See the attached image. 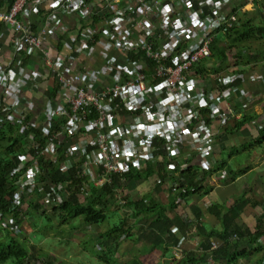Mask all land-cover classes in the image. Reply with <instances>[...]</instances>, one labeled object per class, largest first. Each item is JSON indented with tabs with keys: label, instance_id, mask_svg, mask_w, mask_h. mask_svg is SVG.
Wrapping results in <instances>:
<instances>
[{
	"label": "built area",
	"instance_id": "2783aa9c",
	"mask_svg": "<svg viewBox=\"0 0 264 264\" xmlns=\"http://www.w3.org/2000/svg\"><path fill=\"white\" fill-rule=\"evenodd\" d=\"M235 1L0 4V24L17 35L12 57L0 55V125L36 128L45 139L39 155L22 156L10 174L15 204L40 188V157L97 188L160 161L170 171L197 160L201 171L212 170L217 133L208 118L230 124L228 102L250 100L244 85L259 77L199 71L216 36L236 25ZM66 17L78 18L74 30ZM37 57L39 68L28 69ZM29 137L38 145L35 131ZM67 189V182L50 184L44 199L59 205Z\"/></svg>",
	"mask_w": 264,
	"mask_h": 264
},
{
	"label": "trees",
	"instance_id": "16d2710c",
	"mask_svg": "<svg viewBox=\"0 0 264 264\" xmlns=\"http://www.w3.org/2000/svg\"><path fill=\"white\" fill-rule=\"evenodd\" d=\"M1 2L0 0V4ZM235 11L238 14V21L234 29L225 34V39H217L212 45V58L217 59L221 65L227 61V53L235 48L237 50L247 37L264 34L261 33L264 27L259 26L254 18H247V13L238 8H235ZM218 72L217 69L216 73ZM246 123L247 121L242 119L236 127ZM33 131L37 134L38 145L30 140L29 135ZM260 134L264 138V127ZM44 142L45 139L39 129L30 128L21 132L16 124L0 125V264H55V260L49 258L41 247L35 243L27 244L21 238L24 223L29 219L28 213L23 210L24 205H27L29 213H33L36 217H46L48 223L52 221L48 210L53 207L52 212L59 217L61 224H69L76 218H82L87 224H101L110 218L108 199L113 198L125 187L123 179L141 181L156 175L160 180L155 194L140 199L125 197L123 205L131 208L129 215L116 222L107 231L98 234L99 248L93 247L102 264L117 263L118 245L124 237L134 238V242L141 246L144 254L150 253L156 247H162L165 253L174 256L175 248L181 242V236L189 235L194 228H197V236L200 237L199 249L186 251L181 259H175L173 263L240 264L242 261L263 254L258 264H264V245L261 242L264 236L262 219L258 220L255 229L238 222L246 203L244 196L236 199L231 206L227 203L209 204L207 210L217 216L221 223L220 227L206 223L203 219L205 217L203 211L196 204L191 205L195 213L194 217L171 214L178 208L179 198L188 203V199L197 190L202 189L205 194L212 190L204 182L207 177L216 173L219 167L204 172L195 161L183 171L180 169L170 171L166 168V163L160 161L157 166L150 165L148 169L137 175L135 173L115 175L112 184L97 188L91 187L87 179L78 177L74 172L64 173L60 170L59 164L40 157V188L35 193L25 192L22 205H16L14 196L19 188L10 181V174L20 164L22 156L29 154L38 156V150L44 146ZM64 182L68 184L67 198L56 206L46 202L44 194L49 190V185ZM86 188L90 189L88 194L84 193ZM164 189L169 194L168 202L162 201L158 195ZM131 218L133 221H130ZM175 227H178L180 232H177ZM237 238H248L249 243L240 244V239Z\"/></svg>",
	"mask_w": 264,
	"mask_h": 264
},
{
	"label": "crops",
	"instance_id": "0c3cea01",
	"mask_svg": "<svg viewBox=\"0 0 264 264\" xmlns=\"http://www.w3.org/2000/svg\"><path fill=\"white\" fill-rule=\"evenodd\" d=\"M1 1L2 6L11 2V0ZM125 1L123 4L126 3ZM233 8L246 12L247 18H254V21L259 26L264 27V1L236 0ZM35 21L40 22L41 18L36 16ZM65 21L69 28L74 30V26L79 20L75 17H66ZM226 33L217 35L214 42L217 39H225ZM16 37L17 35L13 29L5 24H0L1 56L7 59L12 57V46L16 41ZM38 59L39 57L28 61V69L39 68L37 65ZM217 69L218 73H216ZM199 71L208 76L213 74L227 76L237 72H244L259 77L258 80L244 85L251 94L250 100L245 101L241 97L234 95L228 102L234 110V113L231 114L232 120L230 124L223 127L219 121L208 118L212 129L217 133V141L211 158L212 169L219 167L218 171L207 177L204 182L212 190L208 194H205L202 189L197 190L188 199V203L179 198L177 200L179 206L171 214H185L189 217H194L195 213L192 211L191 205L196 204L203 211L205 215L203 219L206 223L220 227L221 223L217 216L207 210L209 204L227 203L228 206H231L236 202V199L244 196L246 203H244V211L238 218L239 224L255 229L258 225V220L262 219L264 228V138L260 134L264 127V81L260 78L264 76V34L247 37L237 50L235 48V50L227 53V61L223 65L217 59L211 57L200 65ZM224 110L226 111V108ZM242 119H245L247 123L236 127ZM225 144H230L233 149L228 150ZM223 154H227V161L222 159ZM233 163L235 167H233ZM195 164L199 165V161H195ZM150 165L157 166V164L151 163L146 169ZM134 173L137 175L140 172ZM125 181L127 179H123V183ZM164 192L168 194V191L164 189L158 195L162 201L166 202L163 197ZM174 229L180 232L178 227ZM181 237L179 246L175 248L174 256H171V253H165L162 247H156L142 258L154 256L162 264H176L173 261L181 259L186 251H197L199 249L200 237L197 236V228H194L189 235H182ZM237 239H240V244L246 245L249 243L248 238ZM261 242L264 245V236L261 238ZM262 256L263 254L256 255L254 258L242 261L240 264H258ZM142 261L145 263V260Z\"/></svg>",
	"mask_w": 264,
	"mask_h": 264
},
{
	"label": "rangeland",
	"instance_id": "374dc122",
	"mask_svg": "<svg viewBox=\"0 0 264 264\" xmlns=\"http://www.w3.org/2000/svg\"><path fill=\"white\" fill-rule=\"evenodd\" d=\"M225 145L228 150L233 149L230 144ZM222 159L227 161V154H223ZM233 167H235L234 163ZM159 180L158 176H155L148 180L125 181V188L119 190L113 198L108 199L110 218L101 224H87L82 218H76L69 224H61L59 217L52 212L53 207L48 210L52 219L48 223L46 217H36L33 213H29L28 206L24 205L23 210L28 213L29 219L24 223L21 238L27 244L35 243L41 247L49 258L55 260V264H102L94 253L93 247L99 248L97 246L99 244L98 234L107 231L116 222L129 215L131 208L123 205L125 197L132 196L135 199H140L146 195L154 194L158 189ZM167 195L164 192L163 197L166 202L169 201V195ZM130 221L133 219L131 218ZM117 251L116 264H135L136 262L162 264L154 256L142 258L146 254L141 250V246L134 243L133 238L124 237L118 245ZM210 256L209 254L208 257L210 258ZM142 260H145V263ZM212 264L220 263L212 262Z\"/></svg>",
	"mask_w": 264,
	"mask_h": 264
}]
</instances>
